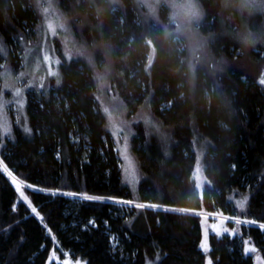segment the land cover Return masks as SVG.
Returning a JSON list of instances; mask_svg holds the SVG:
<instances>
[{"label":"trees","instance_id":"16d2710c","mask_svg":"<svg viewBox=\"0 0 264 264\" xmlns=\"http://www.w3.org/2000/svg\"><path fill=\"white\" fill-rule=\"evenodd\" d=\"M198 1L204 24L196 35L202 44L185 36L180 49L165 9L157 22H136L130 0H119L118 10L111 0H60L77 36L94 47L97 63L111 65L113 87L127 109L148 102L151 115L170 132V155L163 156L137 125L131 152L141 179L134 197L95 101L91 68L81 60L65 66L58 88L28 94L30 135L15 128L0 147V264H46L55 244L62 258L69 252L70 259L85 264H205L201 218L191 211L264 224V53L256 51L264 47L237 42L227 33L244 20L236 9L239 0L227 7L222 0ZM33 2L0 0V73L4 65L17 66L38 18ZM149 44L155 57L146 71ZM239 48L234 55L231 49ZM196 135L209 143L203 157L209 184L202 192L192 179ZM5 169L41 219L18 201ZM232 194L248 196L242 210L230 201ZM108 198L159 208L121 209ZM241 229L240 238L210 235L212 264H253L244 253V238L264 259V230L242 224Z\"/></svg>","mask_w":264,"mask_h":264},{"label":"rangeland","instance_id":"374dc122","mask_svg":"<svg viewBox=\"0 0 264 264\" xmlns=\"http://www.w3.org/2000/svg\"><path fill=\"white\" fill-rule=\"evenodd\" d=\"M111 1L114 3L113 9L118 10L119 0ZM130 2L133 5L131 10L134 11L136 22H140V18L157 22L160 19V11L165 9L168 22L174 26L177 34L173 40L178 43L180 49H183L187 44L186 37L189 38L192 44L193 41L199 45L202 44L199 36L196 35V28L204 24L202 21L204 12L198 0H196V3L202 10L201 17L197 20H192L189 24H182L180 27H178L177 21L181 20L183 12L189 7V0H130ZM33 8L38 18L35 27L29 29L31 35L23 42V50L19 52L18 55L20 57L16 59L17 66L14 69L12 65H4L0 73V147L4 140L13 138L15 128H19L30 135L31 130L26 112L28 94L38 95L47 93L51 88H58L62 84L64 67L74 61L81 60L91 68L95 78V101L98 108L105 115L107 131L115 145L119 159L122 180L130 193L136 197L141 175L138 164L131 152V142L138 134L137 125L143 128L146 140L149 143L156 142L165 157L170 155V132L162 127L151 115L148 102L136 111L130 112L127 109L118 91L113 87L111 65L104 64L101 60L97 63L94 47H89L86 41L77 36L70 19L61 8L60 0H34ZM236 9L238 15H243L244 20L241 24L233 25L232 29L227 31V33L241 43L242 38L250 34L254 41L250 44L264 47V0H239ZM173 14H176L175 20L173 19ZM76 22H79L78 19ZM79 23H76V25L80 26ZM83 30L84 28H81L82 35ZM231 50H233L232 53L234 55L241 53L240 48ZM256 51L261 54L264 53L261 48H256ZM154 57V49L149 44V52L146 55V71L150 69ZM260 83L264 91V75ZM194 142L198 144H194ZM193 144L196 157L192 179L198 191L202 192L204 187L209 184L203 167V157L209 143L196 135ZM21 191L27 199L21 197L17 191L18 201L22 202L37 218L41 219L42 216L37 210L35 212L32 211L34 207L22 187ZM64 195L70 198H84V195L75 192H66ZM237 197L238 195L232 194L229 199L235 203L237 210H242L244 207L241 208L240 204L243 203L245 206L248 196H245V200L243 198L237 199ZM120 200L122 201L121 203H115L114 205L121 209H130L133 205L138 207L147 205V208L152 209L159 208L151 203L141 204L126 199ZM196 212H203L202 215H199L201 218L199 247L205 254V264H209V261L212 264L209 256L210 235L213 234L217 237L229 235L232 238H240L242 235L241 224L246 227H258V224H261L253 220L240 218L235 215H225L217 211L200 210ZM205 213L212 215L209 217ZM227 217L231 218L226 219ZM244 220H247L248 223H244ZM228 222H231L233 227ZM224 228L228 229V231L224 232ZM259 229L264 230L260 226ZM217 230L220 231L219 235ZM205 238L208 245L207 251L201 248ZM241 243L244 247V253L252 256L253 264H264L261 253L257 251L250 238L242 239ZM111 244L113 247L117 245L114 236H111ZM57 247L58 245L55 244L50 249L46 264H77V261L80 264H85L78 258L70 259L69 252H63L62 258ZM248 249H254V251H247Z\"/></svg>","mask_w":264,"mask_h":264},{"label":"clouds","instance_id":"9594fccd","mask_svg":"<svg viewBox=\"0 0 264 264\" xmlns=\"http://www.w3.org/2000/svg\"><path fill=\"white\" fill-rule=\"evenodd\" d=\"M223 5L227 7L231 0H222ZM202 10L198 7L196 0H189V7L183 12L182 18L180 21H177L178 27L182 24H189L192 20H197L201 17ZM176 14H173V19L175 20ZM251 35H246L242 38V43L245 45L253 43Z\"/></svg>","mask_w":264,"mask_h":264},{"label":"snow or ice","instance_id":"6c2138e0","mask_svg":"<svg viewBox=\"0 0 264 264\" xmlns=\"http://www.w3.org/2000/svg\"><path fill=\"white\" fill-rule=\"evenodd\" d=\"M5 171H7V170L5 169ZM8 176L11 178V182L16 186V190L20 193V196L23 197L24 199H27L26 197H24V193L21 191V185H20V183L17 181V179L12 175L11 172H8ZM29 187H31V186H29ZM52 194L55 195L56 193L54 192V193H52ZM85 199H89V200H91V199H94V198L91 197V196H88V197H85ZM240 207L243 208V207H244V204L241 203V204H240ZM32 211L35 212L36 209L33 208ZM237 223H239V221H237ZM261 228H264V225H261ZM223 231H224V232H227L228 229L224 228ZM217 234H218V235L220 234V231H219V230H217ZM201 248H202L204 251H207V250H208V245H207V239H206V238H205L204 242L201 244ZM247 251H254V249H248ZM77 264H80V262L77 261ZM209 264H211V261H209Z\"/></svg>","mask_w":264,"mask_h":264},{"label":"bare ground","instance_id":"6f19581e","mask_svg":"<svg viewBox=\"0 0 264 264\" xmlns=\"http://www.w3.org/2000/svg\"><path fill=\"white\" fill-rule=\"evenodd\" d=\"M101 65H102V63H101ZM98 66V65H97ZM99 109V108H98ZM196 140V139H195ZM197 141V140H196ZM146 142V141H145ZM194 144H198L197 142L195 143L194 142ZM193 144V145H194ZM109 199V198H108ZM111 201L113 202V204H115V203H121L122 201L119 199V198H112L111 199ZM145 204V203H144ZM154 204V203H153ZM143 206V205H142ZM214 215H216V214H214ZM218 215V214H217ZM219 216V215H218ZM218 216H214V217H218ZM229 218H231V217H227L226 219H229ZM244 223H248V221L247 220H244L243 221ZM250 223H252V222H250ZM255 224V223H254ZM261 225H264V224H258V226H260L261 227Z\"/></svg>","mask_w":264,"mask_h":264},{"label":"built area","instance_id":"2783aa9c","mask_svg":"<svg viewBox=\"0 0 264 264\" xmlns=\"http://www.w3.org/2000/svg\"><path fill=\"white\" fill-rule=\"evenodd\" d=\"M190 213H193L195 215H202L203 214V212H196V211H191ZM205 215L210 217L212 214L205 213Z\"/></svg>","mask_w":264,"mask_h":264},{"label":"water","instance_id":"95a60500","mask_svg":"<svg viewBox=\"0 0 264 264\" xmlns=\"http://www.w3.org/2000/svg\"><path fill=\"white\" fill-rule=\"evenodd\" d=\"M111 199L112 198H110V199H105L107 202H110V203H112L113 204V202L111 201ZM145 207H148L147 205L145 206ZM259 227V226H258Z\"/></svg>","mask_w":264,"mask_h":264}]
</instances>
